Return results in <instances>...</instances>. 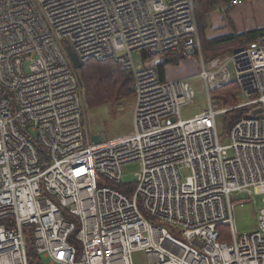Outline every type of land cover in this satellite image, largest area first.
<instances>
[{
  "label": "built area",
  "instance_id": "1",
  "mask_svg": "<svg viewBox=\"0 0 264 264\" xmlns=\"http://www.w3.org/2000/svg\"><path fill=\"white\" fill-rule=\"evenodd\" d=\"M65 41L81 63L131 72L129 134L91 143ZM180 50H201L193 0H0V264H29L27 227L48 264H134L136 252L144 264H264V209L256 231L234 224L237 193L264 200V36L199 74L208 103L188 120L187 79L165 81L154 63ZM139 51L150 59L134 63ZM229 67L245 100L220 110L211 81L232 79ZM233 110L243 115L222 146L217 118ZM132 162L133 189L122 183Z\"/></svg>",
  "mask_w": 264,
  "mask_h": 264
},
{
  "label": "rangeland",
  "instance_id": "2",
  "mask_svg": "<svg viewBox=\"0 0 264 264\" xmlns=\"http://www.w3.org/2000/svg\"><path fill=\"white\" fill-rule=\"evenodd\" d=\"M262 0H247L242 1V5L232 8L228 13L229 16L223 15L227 23H236L239 26L251 25L256 27L264 28V4ZM220 8L214 11H219ZM213 12V11H212ZM211 12V13H212ZM198 17V31H199V18L206 17V24L209 26V14H206L203 7L200 5L196 11ZM221 13V12H220ZM201 47V44H200ZM201 53V55L199 54ZM173 54V53H172ZM184 58L179 60L177 64H165L163 71V79L165 81H173L187 78L186 88L187 94L189 96L190 104L180 109V115L183 120H188L206 109L208 103V94L205 90L204 81L199 77L202 71L206 72H217L223 64L228 60V58L233 54L227 55H213L209 60H204L202 51H197L194 56H186L181 53ZM175 54L171 55L174 56ZM164 57L158 58V61L154 63H159ZM132 59L134 63L143 59L142 52H133ZM202 59V61H201ZM203 63V67L202 64ZM231 78L230 80L219 79L211 85L210 97L215 101L217 95H221L223 90H230L229 85H236L234 83V71L229 67ZM194 75V76H193ZM191 76V77H190ZM220 76V75H218ZM218 80V79H217ZM224 88V89H223ZM229 93H233L234 100L236 104L244 102V97L241 95L239 88L234 87ZM134 96L131 98L123 99L119 102L105 104L97 108L88 109L86 108V122L92 138L95 134L103 133L107 140L117 138L119 136L125 135L132 129V112L134 107ZM238 111V110H237ZM236 112V111H232ZM228 114V113H227ZM232 118V114H223L217 118V127L219 133V142L222 146H227L229 144V132L231 124H228V118ZM231 153V152H230ZM139 164L132 162L124 166L122 183L125 185L133 186L136 179V173L138 172ZM190 174L189 170H182L180 172L181 179L185 180L186 176ZM236 196V195H234ZM237 198L242 201L243 204L239 202L235 203L234 207V224L236 230L240 233H252L256 231L258 226V215L259 212L264 209V201L262 195H257L252 192L251 195L246 193H237ZM221 237H223L225 243H230L232 238V230L229 226L222 225L219 226ZM134 264H144L146 257L140 252H136L133 255ZM48 264L47 261L43 262Z\"/></svg>",
  "mask_w": 264,
  "mask_h": 264
},
{
  "label": "trees",
  "instance_id": "3",
  "mask_svg": "<svg viewBox=\"0 0 264 264\" xmlns=\"http://www.w3.org/2000/svg\"><path fill=\"white\" fill-rule=\"evenodd\" d=\"M232 0H193L195 15L198 24L197 9L198 6H202L206 14L211 13L214 10L230 3ZM247 1V0H242ZM208 28L206 24V17L202 15L199 18V41L201 44V51L204 60H209L213 55H227L232 54L236 50L242 47L253 46L257 43L259 38L264 35V28L250 29L243 33L233 32L224 36L208 38L205 35V31ZM198 29V26H197ZM182 50L173 54H167L163 56L161 64L157 66L158 72L163 77L164 65L165 64H177L179 60L183 59L184 56L181 54ZM78 75L82 91H83V104L86 108L92 109L105 104H111L119 102L126 98L134 96L133 93V79L131 72L124 70L122 66L115 60H90L82 63V66L76 70ZM230 90L221 93L215 97V101L211 97L212 104L220 110L230 108L237 105L234 100L233 93H229L234 90V87L238 88L237 85L227 86ZM224 89V88H223ZM232 114V118H228L226 121L228 124H233L237 119L241 117V111L227 112ZM226 113V115H228ZM129 188L130 185H125ZM222 226V225H221ZM219 230V227H217ZM31 228L25 229L26 234V247L27 257L29 264H44L41 258L36 254L33 246V242L30 236ZM220 233V232H219ZM220 241L224 242L223 237L220 234ZM75 244V243H74Z\"/></svg>",
  "mask_w": 264,
  "mask_h": 264
},
{
  "label": "crops",
  "instance_id": "4",
  "mask_svg": "<svg viewBox=\"0 0 264 264\" xmlns=\"http://www.w3.org/2000/svg\"><path fill=\"white\" fill-rule=\"evenodd\" d=\"M257 1H259V0H257ZM261 2L264 4V0H262ZM229 13L227 14V16H229ZM224 20H225V18H224L223 15H221L220 12L213 11L212 13H210L209 14L210 24H209L208 28L205 31L206 37L213 38V37L224 36V35H227V34H231L234 31L237 32V33H243V32H245L247 30L255 28V26H251V25L239 26L235 22L232 23V25H231V24L227 23L226 21L224 22ZM256 28H262V27H256ZM187 78H189V77H187ZM187 78H184V79H187Z\"/></svg>",
  "mask_w": 264,
  "mask_h": 264
},
{
  "label": "water",
  "instance_id": "5",
  "mask_svg": "<svg viewBox=\"0 0 264 264\" xmlns=\"http://www.w3.org/2000/svg\"><path fill=\"white\" fill-rule=\"evenodd\" d=\"M65 50H66L67 56H68V58L72 64L73 68L75 70H78L82 66V63L78 59L77 55L73 52V49H72V47L68 41H65ZM256 112L258 113L260 111L257 110ZM174 121H175V119H173V118H171L169 120L170 123H173ZM106 140H107V138L103 133L95 134L91 138V143L96 145V144H101V143L105 142ZM42 155H43L44 159L47 158V154L45 152H43ZM194 244H198L199 246H201V243H199L197 241H194Z\"/></svg>",
  "mask_w": 264,
  "mask_h": 264
},
{
  "label": "bare ground",
  "instance_id": "6",
  "mask_svg": "<svg viewBox=\"0 0 264 264\" xmlns=\"http://www.w3.org/2000/svg\"><path fill=\"white\" fill-rule=\"evenodd\" d=\"M242 1V0H241ZM241 4V3H240ZM239 4V5H240ZM238 6V5H237ZM236 7V6H235ZM221 8V7H220ZM234 8V7H233ZM264 36V35H263ZM262 37V36H261ZM144 57V59H143V61L144 60H147V59H150L149 58V55L147 54V53H144V55H143ZM109 60H114V59H109ZM158 60V58L157 59H154V61L156 62ZM202 64V67H203V63H201ZM206 74V73H205ZM204 75V74H203ZM212 77H210V79H211ZM133 79V78H132ZM202 79V78H201ZM203 80V79H202ZM216 80V79H215ZM215 80H212L211 82L213 83ZM133 88V87H132ZM83 107H84V109H85V112H86V107L84 106V104H83ZM232 107H234V106H232ZM233 111H237V110H233ZM239 111H241V110H239ZM241 115H243V112L241 111ZM173 119H175V117H172ZM171 119V118H170ZM169 119V120H170ZM131 131H132V129H131ZM130 131V132H131ZM130 132H128L127 134H129ZM126 135V134H125ZM129 188H131V189H133L134 188V184H133V186L132 187H129ZM264 201V200H263Z\"/></svg>",
  "mask_w": 264,
  "mask_h": 264
}]
</instances>
